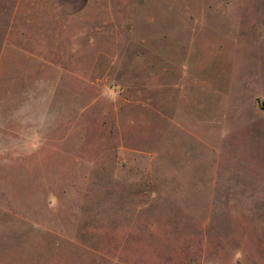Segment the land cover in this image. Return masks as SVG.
Instances as JSON below:
<instances>
[{"label":"rangeland","instance_id":"obj_1","mask_svg":"<svg viewBox=\"0 0 264 264\" xmlns=\"http://www.w3.org/2000/svg\"><path fill=\"white\" fill-rule=\"evenodd\" d=\"M42 4L0 0V264H264V0H77L60 46Z\"/></svg>","mask_w":264,"mask_h":264},{"label":"crops","instance_id":"obj_2","mask_svg":"<svg viewBox=\"0 0 264 264\" xmlns=\"http://www.w3.org/2000/svg\"><path fill=\"white\" fill-rule=\"evenodd\" d=\"M76 1L77 0H43L42 6L38 8L37 11L41 13L40 17H37L39 23L36 22L34 26L37 31L32 33L31 30H29L31 28L29 26L27 28L29 32L24 36L25 38H22L23 36H21V38L26 40L34 37L37 44L44 46H60L65 45L66 42L68 43L69 41L65 39L69 37L73 39L75 29L73 28L74 30L71 36H64L59 30L54 31L53 28H70L74 26V20L76 17H80L85 7L81 4H76ZM51 40L54 42H51ZM73 42L74 41H70L69 44L71 45Z\"/></svg>","mask_w":264,"mask_h":264},{"label":"water","instance_id":"obj_3","mask_svg":"<svg viewBox=\"0 0 264 264\" xmlns=\"http://www.w3.org/2000/svg\"><path fill=\"white\" fill-rule=\"evenodd\" d=\"M262 108H264V100L262 101Z\"/></svg>","mask_w":264,"mask_h":264}]
</instances>
